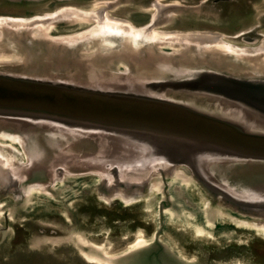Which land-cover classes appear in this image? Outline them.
I'll return each mask as SVG.
<instances>
[{
    "label": "rangeland",
    "instance_id": "obj_1",
    "mask_svg": "<svg viewBox=\"0 0 264 264\" xmlns=\"http://www.w3.org/2000/svg\"><path fill=\"white\" fill-rule=\"evenodd\" d=\"M156 1L0 0V17L32 18L77 9L100 11L144 28L152 22ZM176 1L180 5L164 8L152 29L208 32L240 50L254 49L230 56L214 50L211 44L191 45V56L198 59L191 66L193 71L200 66L238 77L244 76L243 71H251L264 78V0H162L163 4ZM96 23L95 19L61 13L35 27H1L0 68L49 76L44 62L47 53L60 52L66 46L56 38L90 30ZM105 34L93 31L80 45L82 50L93 54L101 46L107 47ZM28 42L36 43L31 46ZM152 47L165 56L185 52L183 44L154 42ZM197 51L202 52V58L197 57ZM170 64L174 67L164 73L185 78L179 71L182 62L177 59ZM70 66L62 71L76 72ZM120 67L124 70L125 65ZM21 136L18 130L0 124V157L7 165L19 167L28 162ZM39 137L42 144L50 138L46 134ZM77 147L83 148L80 144ZM219 166L215 175L219 180L227 176L234 179L235 184H231L236 188L241 181L252 184L259 180L264 185V162L250 167V172ZM178 170L155 172L135 202L102 198L103 178L89 167L56 177L48 170L34 171L22 182L23 190L0 194V264H93L86 253L105 260L108 256L92 245L103 246L105 252L118 256L142 237L150 244L121 256L114 264H264V230L257 228L262 220L235 213L191 174Z\"/></svg>",
    "mask_w": 264,
    "mask_h": 264
},
{
    "label": "water",
    "instance_id": "obj_2",
    "mask_svg": "<svg viewBox=\"0 0 264 264\" xmlns=\"http://www.w3.org/2000/svg\"><path fill=\"white\" fill-rule=\"evenodd\" d=\"M151 21L142 37L129 31H96L106 33L108 45L93 54L80 45L94 27L82 37L56 38L66 46L58 54L47 53L49 76L0 68V124L22 134L28 159L19 167L7 165V160L0 164V194L23 190L22 182L34 171L48 170L56 177L85 166L102 176L101 195L109 201L120 199L118 194L138 201L155 172L183 169L235 213L260 218L264 224V185L241 181L236 188L234 179L227 176L221 182L215 175L219 164L235 172L264 162V78L251 71L241 77L200 66L193 71L198 59L190 52L191 45L200 44L230 56L254 49L225 47L222 39V45L211 40L165 41L152 36L156 20ZM35 24L5 22L0 28ZM154 42L183 44L185 52L161 55L152 50ZM197 53L202 58V52ZM177 59L185 78L163 72ZM70 65L76 72L62 71ZM42 134L50 137L46 144L39 141Z\"/></svg>",
    "mask_w": 264,
    "mask_h": 264
},
{
    "label": "bare ground",
    "instance_id": "obj_3",
    "mask_svg": "<svg viewBox=\"0 0 264 264\" xmlns=\"http://www.w3.org/2000/svg\"><path fill=\"white\" fill-rule=\"evenodd\" d=\"M180 3L178 1H176L175 3H167V4H163L162 0H157L154 3L155 6V13L153 18L156 20V18L158 17V15L160 14V12L164 9V8H172L174 6H179ZM61 13H65V14H73L76 15L78 17H81L82 19H86V20H90V19H95L96 20V24L93 28V30L95 31H99L102 32L104 30H106L107 32L109 31H114L117 32L119 31H129L132 36L134 37H142L140 35L143 34V28H137L134 24H132L129 21H125L123 19H118V18H113L108 14H102V12H87V11H80L77 9H66L63 11H60ZM61 13L58 14H48L46 16H36L33 18H13V17H0V24L1 23H5V22H16V21H22V22H38L39 24H43L46 20L48 19H56L57 16ZM89 31L86 32H80L78 33V35L73 36V37H64L63 39L68 40V39H72L75 37H82L84 36L86 33H88ZM153 37H157L159 39L165 40V41H176V40H187V41H202V40H211L212 43H218L219 45H222L221 42V38L218 34H212V33H208V32H200V31H161V30H157L154 29L153 33H152ZM225 47L229 46V44H224ZM232 46V45H231ZM6 161L3 160L0 157V164L3 165V163ZM0 165V166H1ZM178 170V169H177ZM179 171V170H178ZM185 181V180H184ZM118 196L120 197V199H122L125 202H135L134 201V197L132 196H127L126 194H118ZM102 198H105L107 201H109V199H107L105 196L101 195ZM258 229L260 230H264V224L263 223H259V225L257 226ZM150 243H147V240L145 237H142L140 240H135L130 248H128V250L123 253L122 255H118V256H111L110 254H108V252H105L103 249V246L100 245H92L94 246L96 249H98L99 251L102 252V254L108 256L107 260L98 257V256H93L90 255L88 253H86L88 255V261L95 264H102V263H107V264H114V260L119 259L121 256L128 254L136 249L145 247L147 245H149ZM86 246H91V245H86ZM105 261V262H103Z\"/></svg>",
    "mask_w": 264,
    "mask_h": 264
},
{
    "label": "flooded vegetation",
    "instance_id": "obj_4",
    "mask_svg": "<svg viewBox=\"0 0 264 264\" xmlns=\"http://www.w3.org/2000/svg\"><path fill=\"white\" fill-rule=\"evenodd\" d=\"M226 2H228V0H226Z\"/></svg>",
    "mask_w": 264,
    "mask_h": 264
}]
</instances>
